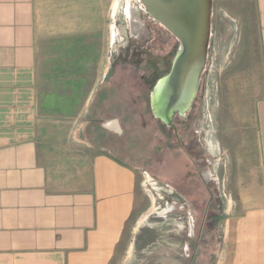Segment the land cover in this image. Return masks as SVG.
Wrapping results in <instances>:
<instances>
[{
    "label": "crops",
    "instance_id": "obj_1",
    "mask_svg": "<svg viewBox=\"0 0 264 264\" xmlns=\"http://www.w3.org/2000/svg\"><path fill=\"white\" fill-rule=\"evenodd\" d=\"M251 1L262 60L255 141L235 181L213 264H264V0ZM117 2L0 0V264L115 261L137 205L138 175L114 154L123 134L120 117L98 110L113 88L106 83L108 72L90 85L78 109L70 88L75 83L67 81L63 93L53 88L48 99L42 86L49 67L91 68L92 53L84 41L105 36L99 16L107 17L112 3L114 20ZM131 12L126 15L130 34L143 35L141 11L132 6ZM43 22L56 31L45 28V36ZM107 35L116 43L127 32L114 22ZM43 38L75 41L49 51ZM190 226L193 231L192 218Z\"/></svg>",
    "mask_w": 264,
    "mask_h": 264
},
{
    "label": "rangeland",
    "instance_id": "obj_2",
    "mask_svg": "<svg viewBox=\"0 0 264 264\" xmlns=\"http://www.w3.org/2000/svg\"><path fill=\"white\" fill-rule=\"evenodd\" d=\"M112 3L105 12L107 17L103 12L99 16L98 25L106 30L105 36L84 41L92 53L91 68L49 67L42 92L48 99L53 88L63 93L67 81L75 83L70 88L77 95L78 109L90 87L108 72L106 83L113 88L107 105L98 110L102 115L120 117L123 134L114 154L138 175L137 205L113 264H213L221 222L232 205L243 159L250 155L255 141L254 103L262 60L252 1L213 0L205 69L196 84L189 120L184 122L177 115L173 118L176 130L155 118L139 101L133 51L140 45L160 55L177 40L141 8L140 0H118L114 20ZM130 4L141 11L142 38L133 37L128 30L124 14ZM114 22L127 32L116 43L107 35ZM49 25L43 22L44 29L55 32ZM43 41L50 51L71 47L75 40ZM76 41L84 44L82 39ZM57 81L59 86H55Z\"/></svg>",
    "mask_w": 264,
    "mask_h": 264
},
{
    "label": "water",
    "instance_id": "obj_3",
    "mask_svg": "<svg viewBox=\"0 0 264 264\" xmlns=\"http://www.w3.org/2000/svg\"><path fill=\"white\" fill-rule=\"evenodd\" d=\"M140 2L142 9L147 10L182 43L183 53L175 67L173 84H178L183 72H189L193 68L196 70L192 87L183 96L189 104L196 93V82L198 83L200 73L205 69L213 0H140ZM154 112L165 123L169 121V111L163 103L155 106Z\"/></svg>",
    "mask_w": 264,
    "mask_h": 264
},
{
    "label": "flooded vegetation",
    "instance_id": "obj_4",
    "mask_svg": "<svg viewBox=\"0 0 264 264\" xmlns=\"http://www.w3.org/2000/svg\"><path fill=\"white\" fill-rule=\"evenodd\" d=\"M169 32L177 39V43L169 46L160 55H156L151 51L152 49L147 47L144 48L140 45L135 47L133 51V72L139 101L145 104L158 120L162 119L155 115L154 108L163 103L169 111L170 117L169 121L164 122V124L170 125L173 130H176L174 116L177 115L176 117L183 118L184 122L189 120L191 116L189 107L192 99L187 104L188 101L183 96L192 87L196 70L193 68L189 72H183L178 84H173L172 78L177 62L183 53V46L181 41L171 31ZM142 37L141 33L135 36V38Z\"/></svg>",
    "mask_w": 264,
    "mask_h": 264
},
{
    "label": "bare ground",
    "instance_id": "obj_5",
    "mask_svg": "<svg viewBox=\"0 0 264 264\" xmlns=\"http://www.w3.org/2000/svg\"><path fill=\"white\" fill-rule=\"evenodd\" d=\"M131 7H132V5L130 4L129 6H128V8L126 9V12H125V15H129L130 17L132 16V12H131ZM135 7V6H134ZM135 11H136V13L137 14H139V12H140V10L138 9V8H135ZM127 18H128V16H127ZM132 23H134V22H132ZM125 34V33H124ZM138 35V34H137ZM112 128V127H111Z\"/></svg>",
    "mask_w": 264,
    "mask_h": 264
}]
</instances>
